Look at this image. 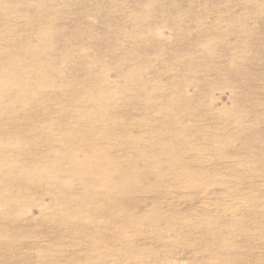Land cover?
<instances>
[{"label":"rangeland","instance_id":"rangeland-1","mask_svg":"<svg viewBox=\"0 0 264 264\" xmlns=\"http://www.w3.org/2000/svg\"><path fill=\"white\" fill-rule=\"evenodd\" d=\"M0 264H264V0H0Z\"/></svg>","mask_w":264,"mask_h":264}]
</instances>
